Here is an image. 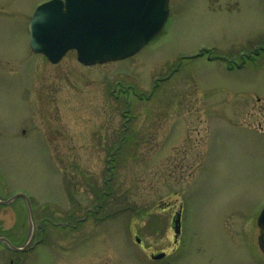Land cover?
<instances>
[{
    "label": "rangeland",
    "instance_id": "374dc122",
    "mask_svg": "<svg viewBox=\"0 0 264 264\" xmlns=\"http://www.w3.org/2000/svg\"><path fill=\"white\" fill-rule=\"evenodd\" d=\"M45 1L0 0V186L54 216L42 264H264V0H170L157 38L93 65L34 51Z\"/></svg>",
    "mask_w": 264,
    "mask_h": 264
},
{
    "label": "water",
    "instance_id": "95a60500",
    "mask_svg": "<svg viewBox=\"0 0 264 264\" xmlns=\"http://www.w3.org/2000/svg\"><path fill=\"white\" fill-rule=\"evenodd\" d=\"M168 15L169 0H49L30 21V41L53 61L70 48H76L86 64L122 59L161 31ZM259 222L264 226V210ZM175 231L178 237L181 211ZM261 244L264 247V239Z\"/></svg>",
    "mask_w": 264,
    "mask_h": 264
},
{
    "label": "flooded vegetation",
    "instance_id": "af4514ba",
    "mask_svg": "<svg viewBox=\"0 0 264 264\" xmlns=\"http://www.w3.org/2000/svg\"><path fill=\"white\" fill-rule=\"evenodd\" d=\"M202 52L203 48L199 49L198 54L194 56H198ZM35 96V93L30 89L27 99L32 100ZM24 135H27L26 129ZM17 193L21 195L14 197ZM29 200L33 212L30 210ZM40 204V199L25 188L0 186V264H42L43 261L39 254L44 249L42 245L45 237L44 226L47 222H55V218L51 213L44 212L43 206L40 207ZM260 212L255 214L257 220ZM5 222H9V225H6ZM261 232L260 240L264 238V229ZM47 249L52 248L47 247ZM262 249L264 251V247ZM164 252L166 253L164 257H166L169 253ZM51 255L56 257L53 250ZM54 259L57 264L56 258Z\"/></svg>",
    "mask_w": 264,
    "mask_h": 264
},
{
    "label": "bare ground",
    "instance_id": "6f19581e",
    "mask_svg": "<svg viewBox=\"0 0 264 264\" xmlns=\"http://www.w3.org/2000/svg\"><path fill=\"white\" fill-rule=\"evenodd\" d=\"M157 37H158V35H157L155 38H157ZM67 54H68V53H67ZM67 54H66V55H67ZM66 55H65V56H66ZM65 56H64V57H65ZM64 57H63V58H64Z\"/></svg>",
    "mask_w": 264,
    "mask_h": 264
}]
</instances>
